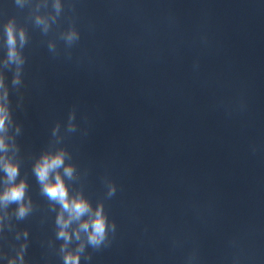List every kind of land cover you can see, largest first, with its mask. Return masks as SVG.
Instances as JSON below:
<instances>
[{
    "label": "water",
    "instance_id": "water-1",
    "mask_svg": "<svg viewBox=\"0 0 264 264\" xmlns=\"http://www.w3.org/2000/svg\"><path fill=\"white\" fill-rule=\"evenodd\" d=\"M0 116V264H264V0H0Z\"/></svg>",
    "mask_w": 264,
    "mask_h": 264
},
{
    "label": "clouds",
    "instance_id": "clouds-1",
    "mask_svg": "<svg viewBox=\"0 0 264 264\" xmlns=\"http://www.w3.org/2000/svg\"><path fill=\"white\" fill-rule=\"evenodd\" d=\"M11 42V41H10ZM4 118L0 116V128L3 127ZM0 147H3V141L0 140ZM62 164V157L57 155L53 158L45 157L41 163H39L36 167V173L39 180L44 183V192L49 196V198L53 200H58L62 203L63 207L68 210L74 217L78 218L80 215L85 213L88 210V205L83 200H73L69 201L67 198V190L64 186L62 180L59 176L56 177L55 183H48V175L50 170L58 167ZM5 171L9 180H13L18 172L17 167L14 164L6 163ZM66 171L70 174L71 170L66 169ZM24 188L25 185L20 183L18 185H12L8 188L2 196H0V200L4 202L10 201H21L24 196ZM25 212V208L21 206L20 214L23 215ZM59 223L63 225H67V221H64L62 218L58 220ZM84 229H88L89 224L84 223L82 225ZM92 231L89 235L90 242L93 244H98L104 237L105 232V218L98 210L95 216V219L91 222ZM60 235L67 238V233L63 231L60 232ZM77 258L69 255L66 257V261L70 262V264H76Z\"/></svg>",
    "mask_w": 264,
    "mask_h": 264
}]
</instances>
